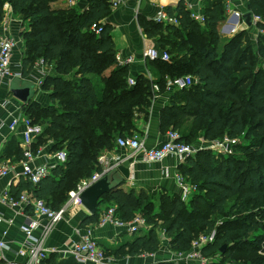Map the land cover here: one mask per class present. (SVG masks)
<instances>
[{
  "label": "trees",
  "instance_id": "trees-1",
  "mask_svg": "<svg viewBox=\"0 0 264 264\" xmlns=\"http://www.w3.org/2000/svg\"><path fill=\"white\" fill-rule=\"evenodd\" d=\"M54 1L0 0V25L9 2L13 13L29 26L22 35L23 75L27 76L40 58L52 66L42 86L51 90L50 104L31 106L25 112L34 123H46L33 150L36 152L49 139L52 151L67 152L66 163L54 168L37 186L21 181L15 187V196L26 190L51 208L60 209L47 198L53 196L62 203L82 178L92 176L94 169L101 171L97 165L102 150L112 148L120 136L133 135L137 121L149 117L153 84L163 91L167 75H192L197 83L173 91L163 108L161 131L166 134L177 130L182 142L194 146L201 137L208 141L243 137L246 142L235 144L236 152L228 156L217 158L213 151L201 149L185 159L178 172L197 187L189 200L163 193L155 202L145 191L136 195L115 189L100 200L96 214L89 215L84 223L99 222L104 203L105 209L116 206L124 221L137 214L145 219L150 231L112 249L116 259L157 253L166 240L172 252L187 253L198 236L216 230L215 241L202 249L208 261L217 253L229 259L238 250L246 259L231 264H264V35L258 38V50L245 44L243 33L230 38L220 49L218 26L226 15V3L208 1L210 5L204 11L208 28L204 30L188 10L178 7L180 24L173 28L172 37L159 40L170 46L171 60L151 61L150 67L159 75L157 80L140 75L132 86L129 65L117 62L111 28L105 23L112 13L111 0H89L87 9L53 7ZM250 9L263 14L258 25L264 27V0H252ZM96 23L102 25L100 34L92 29ZM141 24L149 36H162L161 25L148 20ZM180 28L192 32L185 37ZM176 48L187 53L174 55ZM230 201L232 207L227 212ZM234 211L238 218L217 222L215 216H228ZM224 245L227 247L222 251ZM41 264L78 263L73 257L57 261L50 255ZM206 264L225 262L210 260Z\"/></svg>",
  "mask_w": 264,
  "mask_h": 264
},
{
  "label": "crops",
  "instance_id": "crops-1",
  "mask_svg": "<svg viewBox=\"0 0 264 264\" xmlns=\"http://www.w3.org/2000/svg\"><path fill=\"white\" fill-rule=\"evenodd\" d=\"M208 1L212 2V0H122L117 8L112 9V13L105 19V23L111 28V35L117 54H121L124 57L133 56L135 58V62L129 65L131 77L135 79L138 76L143 75L153 81H156L158 78L157 76L159 75L155 73V70L153 71L149 64L151 61L155 60L144 61L143 53L145 49L150 47H155L162 51H170V46L160 44L159 40L172 37L173 34H171V32H174V29H177L175 27H178L180 23L178 25H172L156 22L155 16L159 10L163 9L168 12L167 9L171 8L174 11L172 15L177 16L176 11L178 10V7H184L189 11L191 17L192 12L204 14V11L206 8H208V5H210ZM251 1L252 0H233L232 8L245 14L251 10ZM6 4L9 6L5 5L6 12L4 21L0 25V34L7 36L9 35L18 40L19 43L13 51L11 65L12 76H8L5 79L0 80V161L13 166V170L9 175L0 177V240H4L9 245V249L6 250L4 258L0 261V264H5L9 261H26L24 257H21L18 254L20 249L27 246V236L22 231L21 226L27 223L30 217H32L31 215H33L32 211L28 208L21 209L12 207L5 204L1 200L5 191L8 189L13 190L14 194L13 192L12 194L15 196V187H17L21 181H26L16 176L22 171L24 126L22 124L15 131H12L10 130L8 124L12 118L16 116H27L25 113L27 111L26 109L30 108L31 106L40 105L41 107H46L50 104L51 90L43 88V84L40 86L38 82L39 80L43 79L44 83L46 74L52 69L51 65L44 62V60L40 58L35 62L30 73L27 76L23 75L25 69L23 66L24 40L22 35L26 30H29V26L27 22H24L21 16L15 15L13 13L9 2ZM53 4V7L66 6L65 0H56ZM88 5L89 0H78L77 4L74 6H78L81 9H87ZM231 11V9L227 8L226 15H230L229 21L226 23L222 19L218 26L221 47L230 38L236 36L239 33H243L244 40L246 37L250 38L252 41H254L255 49L258 50V41L256 42V38L264 35V31H262L264 30V27H260L258 23H253L251 26H249L243 19L244 14L242 17L238 18L237 16H233ZM236 18L239 20L237 21ZM142 20L153 21L154 23L161 25L162 36H149L141 24ZM194 21L199 24L202 30L208 28L207 23H200L196 20ZM180 30V32H183L185 37L188 36L190 32H192L188 28H180ZM190 37L192 38L193 35H189V38ZM176 39L177 37L175 40ZM172 53L174 55L181 53L179 55L183 56L185 53H187V50H180L176 48ZM178 58L179 57H177V59ZM27 69H29V67ZM42 70H45V75L42 73ZM16 76H20L23 79L32 80L35 83L36 94L28 104H25L17 99L10 91V82ZM169 78L171 77L167 75L166 84ZM166 84L165 90L162 91V87L159 85L160 92L156 94L153 91L149 117L146 120L143 117L140 118L137 121V129L132 131L135 134L145 136L146 146L149 148L159 145L164 140L166 134L160 129L161 112L163 108L169 104L172 92L178 90L173 89L168 91ZM37 124L46 127V123L44 121L39 123L37 122ZM42 135L43 134L40 136ZM40 136L35 139L33 145L37 144ZM44 138H46L45 135ZM209 142L211 141L205 140L203 137H201L198 146L201 144L203 146H207L209 145ZM52 144L53 142L48 139L45 143L39 146L42 152L32 161L34 166L40 164L51 165L55 162L53 154L57 151L51 150ZM102 153H107L110 158L109 163L112 167L118 163H123L132 168L133 177L130 180L124 182L117 189H122L125 192L133 191L136 195H139L142 191H145L155 202H158L157 200H159L160 195L163 193H167L169 195H181V187L177 181L176 174L178 173L179 166L184 161L182 162L179 157L170 155L162 162L149 163L143 159L141 153L134 154L133 152L118 146L117 142L112 148L103 149L100 155ZM118 157L121 161L117 160ZM98 163L99 165L97 166L100 167L101 164L99 162V158ZM52 170L49 174H52ZM96 171L97 170L94 169L93 174ZM87 178H82L80 182ZM47 200L54 206L61 207L66 206L68 201L67 199L66 201L58 204L53 196H49ZM105 207L106 204H102L100 207V212L105 209ZM89 215L90 213L82 205L68 206L64 218L52 228L50 234L44 240V246L46 248H55L56 250L52 251L49 256L51 255V257H55L57 261L72 257L69 253V250L74 243L80 240V233H84L88 230L93 232V235L101 248L107 254H111L112 249H115L126 242L133 241L139 236L146 235L151 229V227L147 225L139 232L132 234L128 232L127 229L119 228L114 224L99 226L98 222L84 223ZM45 223L46 222L43 221L42 225ZM42 230L43 226H40V228L35 231V235L42 237ZM166 241L161 245V248L157 253L141 254L135 256L127 255L118 260L127 264H158L162 262H174L176 258L173 255L176 253L170 250L168 242ZM111 256L113 255L111 254Z\"/></svg>",
  "mask_w": 264,
  "mask_h": 264
},
{
  "label": "built area",
  "instance_id": "built-area-1",
  "mask_svg": "<svg viewBox=\"0 0 264 264\" xmlns=\"http://www.w3.org/2000/svg\"><path fill=\"white\" fill-rule=\"evenodd\" d=\"M122 0H111V7L115 9L119 6ZM226 3L228 9H231L233 16L238 18L242 17L244 13L239 10L232 8L233 0H223ZM69 6H74L77 4L78 0H67ZM8 4H6L7 6ZM9 6V5H8ZM191 18L200 23H206V17L204 14L192 12ZM262 17L260 15L254 14L253 23L261 22ZM155 21L159 23H166L172 25H178L180 23L177 16L169 14L165 10L161 9L155 16ZM92 29L100 34L102 32V25L93 24ZM264 31V30H262ZM19 41L11 36L0 34V80L5 79L8 76H12V57L15 47L18 45ZM144 61L148 60H162L169 61L171 55L168 51L158 50L155 47H150L145 49L143 53ZM116 60L121 65H130L135 62L133 56L124 57L121 54L116 55ZM45 75V70H42ZM14 76V75H13ZM130 85H135L136 81L134 78H129ZM197 83V79L192 75L178 76L175 78H169L166 84L168 91L173 89H184L189 88ZM38 84L41 86L43 84V79L39 80ZM153 91L157 94L160 92V87L158 84L153 85ZM24 126L23 132V160H22V171L16 175L22 180L31 182L33 185L37 186L44 178H46L50 171L56 168L60 164H64L67 161V152L65 150L57 151L53 154L55 162L51 165L40 164L34 166L32 161L42 152L41 148L35 152L33 150V144L35 139L44 133V127L40 124L34 123L28 116H16L12 118L9 122V128L15 131L20 125ZM181 134L177 130H169L164 140L157 146L149 148L146 146V137L140 134H133L129 136H120L117 139L118 146L125 148L134 154L141 153L143 159L146 162H162L165 158L170 155L177 156L183 162L187 157L196 153L201 149H218L221 153L227 155L233 150L235 144H237V139H232L225 136L222 140H215L209 142V145H191L181 140ZM121 161L120 158H117ZM99 162L101 164V171H96L91 177L79 182L76 187L69 191V199L66 206L60 209H53L48 206L44 199L36 198L34 195L27 191H23L19 196L15 197L12 194V190L8 189L2 196V202L5 204L16 207L25 208L32 211L29 221L21 226L22 231L27 236V246L18 251L19 256L26 259L25 262L19 261H9L5 264H41L42 260L48 257L52 251H56L55 248L50 249L44 246V240L50 234L52 228L59 223L65 216L68 206H81L79 196L80 194L92 183L100 178V176L110 170L112 166L110 165V158L107 153H102L99 157ZM120 164V163H118ZM13 170V166L8 163L0 161V177L7 176ZM177 181L181 187V196L183 200H189L192 195L197 191V187L185 181V178L179 174H176ZM24 209V210H25ZM46 223L42 225V222ZM106 224H114L119 228H125L128 232L135 234L139 232L142 228L146 227L148 224L141 215H136L130 221L122 220L117 213L116 206H111L104 209L101 213L98 225L105 226ZM43 226L42 237L35 235V231ZM80 233V231L78 230ZM80 240L73 244L69 250L70 255L77 260L79 264L93 263V264H127L122 263L114 256L107 255L106 252L101 248L98 241L93 235L91 230L84 233H80ZM164 234V232H163ZM217 236L216 230L212 231L210 234H202L198 236L192 242V249L187 253L178 254V259L187 261H197L200 264H206L208 262L207 257L202 253V249L215 241ZM9 249V245L4 241L0 240V261L4 258L6 250Z\"/></svg>",
  "mask_w": 264,
  "mask_h": 264
},
{
  "label": "water",
  "instance_id": "water-1",
  "mask_svg": "<svg viewBox=\"0 0 264 264\" xmlns=\"http://www.w3.org/2000/svg\"><path fill=\"white\" fill-rule=\"evenodd\" d=\"M253 17L252 11H248L243 15L244 21L249 26L253 24ZM236 20L238 21L239 19L236 18ZM10 91L17 99L28 104L36 94L35 83L32 80L16 76L10 82ZM132 177V168L130 166L123 163L113 166L80 194L81 205L86 208L90 215L96 214L100 200ZM226 247L227 245H224L221 250L225 251Z\"/></svg>",
  "mask_w": 264,
  "mask_h": 264
},
{
  "label": "rangeland",
  "instance_id": "rangeland-1",
  "mask_svg": "<svg viewBox=\"0 0 264 264\" xmlns=\"http://www.w3.org/2000/svg\"><path fill=\"white\" fill-rule=\"evenodd\" d=\"M54 3V2H53ZM52 3V5H54ZM65 4L66 5H68V2H67V0H65ZM6 12V11H5ZM263 14H261V17H263L262 16ZM229 16L230 15H225V17L223 18V21H225L226 23L229 21ZM258 38L259 37H257L256 38V42L258 41ZM245 44H252V45H254V41H252L250 38H248V37H246L245 38ZM219 48L221 49V45L219 46ZM131 134H135V133H131ZM222 139H224V137L223 138H221L220 140H222ZM237 140H238V142L237 143H242V142H246V139H244L243 137H238L237 138ZM209 150H211V151H213L214 153H215V157H221V156H228V155H231V154H234L235 152H236V147H233L232 148V152L230 153V154H227V155H225V154H223V153H221L218 149H215V148H212V149H209ZM155 200H156V198H155ZM158 201V200H157ZM232 201H230V202H228L227 203V212H228V210H230L231 209V207H232ZM159 209L158 208H155V211H158ZM216 217V219L218 220L217 222H221V224H223V221L225 220V219H227V221H229V220H233L234 218H238L237 217V215L235 214V211L233 212V214H231V215H228V216H223V215H217V216H215ZM259 230V229H258ZM255 232V230L253 231V233ZM234 245V244H233ZM236 252H233L232 254H231V257L229 258V259H226V258H224L223 257V255H221V254H215V255H213L212 256V258H210L209 259V261L208 262H210V260L212 261V260H215L216 262H219V261H221V262H225V264H231V262L232 261H240V262H243V261H245L244 259H246L245 257H241L240 256V251H238V250H235ZM173 256H175V258H176V260L174 261V262H172V263H174V264H200V263H198L197 261H187V260H181V259H178V254L176 253L175 255H173ZM238 257V258H237Z\"/></svg>",
  "mask_w": 264,
  "mask_h": 264
}]
</instances>
